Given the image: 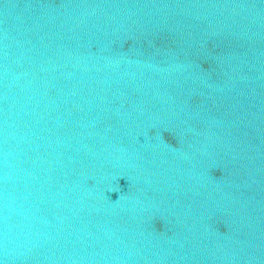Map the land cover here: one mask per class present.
I'll use <instances>...</instances> for the list:
<instances>
[{
	"label": "clouds",
	"instance_id": "1",
	"mask_svg": "<svg viewBox=\"0 0 264 264\" xmlns=\"http://www.w3.org/2000/svg\"><path fill=\"white\" fill-rule=\"evenodd\" d=\"M119 199V198H118Z\"/></svg>",
	"mask_w": 264,
	"mask_h": 264
}]
</instances>
